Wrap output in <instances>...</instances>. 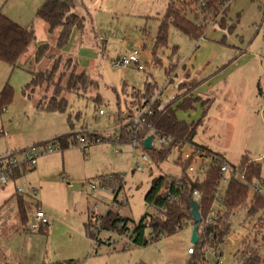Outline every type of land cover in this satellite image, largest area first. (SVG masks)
I'll list each match as a JSON object with an SVG mask.
<instances>
[{
	"label": "rangeland",
	"instance_id": "rangeland-1",
	"mask_svg": "<svg viewBox=\"0 0 264 264\" xmlns=\"http://www.w3.org/2000/svg\"><path fill=\"white\" fill-rule=\"evenodd\" d=\"M42 1L0 0V13L20 26L33 27L35 41L27 48L25 58L32 56L41 45H49L50 49L38 65L28 64L29 59H26L25 67L12 69L9 64L0 62V94L6 86L12 89L6 111H0V157L32 147L40 152L42 144H51V140L61 136L72 137L66 149L40 156L36 166L28 168L14 183L8 182L14 189L20 187L26 191L23 195L26 228L36 207L41 208L49 221L31 237V264L66 261L188 264L187 250L192 248L190 225L158 242L145 247L132 244L126 250L123 239L114 237L113 246L103 242L109 232L100 230L101 221L109 210L137 223L148 212L144 197L153 181L163 175H182L179 151L173 149L167 160L156 167L150 161L138 162L142 153L129 144L109 140L91 144L83 151L73 146V135L86 131L108 138L115 125L123 121L121 113L134 102L132 91L142 94L148 85L163 105L183 98L182 91L175 99L174 96L184 73L196 87L192 89L194 95L203 98L205 88L210 87L203 78L212 72L216 73L214 80L224 79L206 93L211 104L203 107L198 103L194 109H178L176 116L181 122H200L195 145L219 154L232 168H237L241 158L246 156L261 164L260 176L264 179V160H261L264 159V99L258 92L264 93V0L231 1L226 11L221 10L219 21L210 25L198 41L170 27L166 45H156V36L169 0H69L72 12L84 22L82 31L72 28L62 49L55 47V39L36 18ZM176 5L177 12L194 24L197 20H213L220 14L214 15L213 11L203 10L189 0L176 2ZM136 48L141 51L139 62L145 67L144 71L113 67L116 59ZM232 67L235 70L229 74ZM53 68H57L55 82L64 76L61 79L64 84L67 75L84 71L97 81L98 87L83 97L64 95L66 107L62 113L37 111L36 101L52 95V88L35 90L31 100L24 95V88L31 79L30 72L48 73ZM170 68L177 74L171 84L165 74ZM98 111L104 115H98ZM193 148L183 147L181 157L191 153ZM22 159L23 155L16 156L17 161ZM136 163L140 171H134ZM110 175H123L125 181L115 201L113 192L117 184L105 190H90V183L96 186L98 178ZM189 176L202 178L198 173ZM61 179H65L66 184ZM225 190L223 186L222 193ZM240 220V215L232 218V231L220 246L218 264H238L235 254L247 234L246 227L239 225ZM86 224L90 225L92 236L86 234ZM95 227L100 231L96 232ZM211 252L206 253L205 258L215 263Z\"/></svg>",
	"mask_w": 264,
	"mask_h": 264
},
{
	"label": "trees",
	"instance_id": "trees-1",
	"mask_svg": "<svg viewBox=\"0 0 264 264\" xmlns=\"http://www.w3.org/2000/svg\"><path fill=\"white\" fill-rule=\"evenodd\" d=\"M192 4H198L203 10H211L214 15L220 13L222 7L229 0H189ZM176 2L183 3V0H169L165 14L161 20L157 32L156 45H166L168 38V30L170 27L182 33L193 41H198L204 37L205 27L198 28L178 11ZM219 8V10H218ZM226 11V10H224ZM212 14V13H210ZM36 18L42 21L50 36H55V47L62 49L66 43L72 28L79 31L83 29L84 19L72 12V5L69 0H45L36 10ZM212 15V16H214ZM196 19V18H195ZM55 33V35H54ZM35 41V33L33 27L20 26L8 17L0 13V62L9 64L12 69L18 68L20 61L27 55L30 45ZM49 45H41L35 51L32 59L33 64L38 65L49 52ZM76 68V65H75ZM57 68H53L48 73L30 72L31 79L24 88V95L28 99H33L35 90H46L52 88V95L41 98L36 101L35 109L46 113H62L65 111L66 100L64 95H77L83 97L89 92L96 90L97 81L91 79L84 71L75 74L72 72L65 78V83L61 84L54 81V75ZM173 70L170 68L165 71L169 78ZM43 91V92H44ZM12 89L6 86L0 94V111L5 108L6 103L12 97ZM139 95V100L137 96ZM132 97L135 98L134 106L122 115V122L116 124V133L119 136L120 143L129 144L131 140L138 141V150L147 154L151 158V162L159 167L165 162L173 149L179 151V166H182L180 177H172L163 175L156 178L149 191L144 197L148 212L137 223L121 217L118 213L109 210L105 218L101 221V229L110 233L116 232L123 235L126 231H130L131 242L138 247H145L160 241L163 238L170 237L180 232L184 227L190 225L192 228V220L190 218V202L192 201V193L196 191L200 199L198 200L200 220L202 223L198 225L199 242L196 246H192L193 253L189 256L188 264H218L217 258L220 259V246L229 237L232 231V218L240 215V226L246 227L247 234L241 242L239 249L235 254V260L238 264H260L264 261V198L250 194V186L255 185L261 180L260 168L261 164L250 160L243 156L237 168H232L234 172L243 176V180L239 181L233 177L226 187L223 195V201L220 207L224 210L216 217L213 225H204V219L209 214L214 203V188L220 179V167L225 164L224 159L214 153H211L203 146H197L194 143L196 129L199 123H185L178 120L176 112L178 109H194L195 104L200 103L201 106H207V101L201 102L199 98L186 97L181 102L170 101L166 105H161L159 98L156 97L151 86H146L144 93L132 91ZM188 98V99H187ZM150 106L151 115L145 118V122L140 127H134L129 124L131 119L137 113ZM152 132L149 134V128ZM76 135V134H75ZM75 135H73L74 143ZM98 137L95 132L89 138ZM152 139L163 137L170 139V143L165 147L153 145L151 150L144 148L143 142L148 137ZM71 136H61L56 138L64 150L69 146V138ZM72 139V137H71ZM114 141L112 136L104 141ZM115 142V141H114ZM72 143V144H73ZM193 146L205 153L207 157H211L210 168L203 175L201 180L191 178L187 172L190 162H181V149L184 146ZM85 151V149H83ZM28 168L23 166L22 169H15L11 176V181L20 178ZM118 186L113 192V196L117 197L120 189ZM114 198V201L116 200ZM175 198L176 201H170ZM18 212L21 224L27 221L26 209L23 201L17 195ZM156 213H159L156 216ZM219 214V213H218ZM104 225V227H103ZM86 234L92 236L91 227L86 224ZM121 229L119 230V228ZM28 229V227H27ZM44 229V228H43ZM96 229V227L94 228ZM100 230L96 229V232ZM89 232V233H88ZM213 251L215 257H212L215 263L209 262L205 257L206 253ZM48 264H78L74 261L54 262Z\"/></svg>",
	"mask_w": 264,
	"mask_h": 264
},
{
	"label": "built area",
	"instance_id": "built-area-1",
	"mask_svg": "<svg viewBox=\"0 0 264 264\" xmlns=\"http://www.w3.org/2000/svg\"><path fill=\"white\" fill-rule=\"evenodd\" d=\"M231 1L233 0H229L228 2L225 3V5L222 7V11L228 8ZM221 16H222V13L220 10V14H218V16L213 20H204L202 17L203 21L199 22L197 20L196 26L198 28L205 27L204 29L206 30L208 29L210 25L211 26L215 25L219 21ZM205 24H207L208 26L207 25L205 26ZM140 54H141V51L139 49L137 48L133 49L126 56L116 59L113 62V67L120 68V69H127L129 67H132V68H135L137 71H144L145 67H143L139 62ZM262 99H264V96H262ZM3 111H6V109L4 108ZM103 114L104 113L102 111H98V115L102 116ZM151 114L152 113H151L150 106H147L144 108V110L140 111V113H137L134 116V118L131 119L129 124H131L133 128L140 127L144 124L145 118L149 117ZM116 130L117 129L115 128L110 136L113 137L115 142L120 143L119 136L117 135ZM151 132H152V128L150 127L149 134ZM94 133L95 132L88 134L86 131H81L77 133L75 135V141L73 143V146L74 147L79 146L83 150V149H86L87 146H90L91 144H96V142L100 143V141L104 139L103 137H101L100 134H98V137L96 138H94L93 136L92 138H89V136ZM169 140L170 139H166L163 137H157L155 139H152L151 146L153 147V145L156 144L158 147H165L170 143ZM129 145H131L133 150H138V141L136 139L131 140ZM40 146H41L40 152H37V150H35L36 147H32L31 149L21 151L20 153L19 152L18 153L17 152L6 153L3 157H0V185L4 186L8 184V182L11 180V176L13 175V171L15 169L17 168L22 169L23 166L34 167L37 163V159L40 156L52 155V154H55L61 151V145L57 139L51 140V144L45 143ZM18 154L23 155V159L21 162L16 160V156ZM132 156H133V153H132ZM180 157H181V153H180ZM150 159L151 158L147 157L146 154L142 153V156L138 159V162H140L141 164H146L148 163V161L151 162ZM181 159H182L181 160L182 163L190 162V165L187 169V172L189 174L198 173L199 175H202V177L204 174H206V172L210 168V164L212 161L211 157H207L204 152L196 149L195 147L193 148L191 153H189L188 155L187 154L183 155ZM261 160H264V159H261ZM132 163H134V161H132ZM135 165H136V168L134 169V171H140L141 170L140 165L138 163H136ZM233 177H236V179H238L239 181L243 180V176L237 175L232 169V167H230L227 164H223L220 167V179L214 188V190H216L214 191L215 192L214 193V203L210 209L209 214L205 217L204 222H203L205 226L213 225L216 220V217L220 215L222 212H224V210L220 207V205L222 204L223 195H224V193H222V187L223 186L227 187ZM62 182L66 184L65 179H62ZM96 182H97L96 186L90 183L91 191H96L97 189L105 190L107 187L114 185V184H117V186L123 187L125 181H124L123 175L121 176L120 175H110L106 177H100L96 180ZM250 189L255 195H259L262 198H264V182H262L261 180L257 182L255 185L250 186ZM25 192L26 191L24 189H21L20 187L15 189V193L19 195V197L23 196ZM32 194L33 195L35 194V190L32 191ZM115 197L116 196H113V200ZM199 199H200L199 194L196 191H194L192 193V200L198 202ZM170 201L173 202V201H176V199L170 198ZM158 214L159 213H156V216ZM46 216L47 215H45V213L41 210V208L36 207V210L33 213L32 220L29 223L28 231L30 233H36L37 231H40L41 229L46 227L49 224V221ZM201 223H202V220H201ZM120 229L121 227L119 228V230ZM114 237L124 240L125 244L123 245V248L125 250L128 249L130 245H132L130 231H126L121 236L120 234L116 232H110L108 234V237L105 238L103 242H105L108 245L113 246L115 242ZM94 240H96V237L94 238ZM192 253H193L192 248L187 250L188 255H191ZM210 256L215 257V253L211 252ZM217 261L220 262L218 258H217Z\"/></svg>",
	"mask_w": 264,
	"mask_h": 264
},
{
	"label": "crops",
	"instance_id": "crops-1",
	"mask_svg": "<svg viewBox=\"0 0 264 264\" xmlns=\"http://www.w3.org/2000/svg\"><path fill=\"white\" fill-rule=\"evenodd\" d=\"M42 2H40V3H42ZM52 39H55V36H52ZM34 53H35V50H34ZM34 53H33V55H34ZM33 55L29 56L25 59H22L20 61V65H22V66L24 65V67H25V65L27 63L29 64L31 62L30 60L32 59ZM26 59H29L27 63H25ZM76 65H77V63H76ZM77 67H78V65H77ZM175 69H172L173 72H172L171 76L169 78L167 77L168 82L170 84L173 80L172 77L177 76V74L175 73ZM232 70H235V69L232 67L231 71H229V74L232 72ZM221 73H223L222 70H221ZM215 74L216 73L210 72L209 74H207L206 77L203 78L204 81L208 82V84L210 83V85H209L210 87L205 88L206 91L202 93L203 94V98H202L199 95H196V96L194 95L193 90L196 87L194 88V84H191L192 81L189 80V76H187V74L184 73V79L178 85L177 90L175 92L176 94L174 96V99L177 96V94L179 95L180 91H182L184 95H183V98L181 97V98L175 100V103L181 102V99H184L186 97H189V98L191 97V98H199V99H201V102L207 101V103H208L207 106H209L211 104V101L207 97L206 93L211 91L214 87H217L218 85H220V83L224 79V78H221L220 80H218V79L214 80L217 78V77H214ZM91 79H93V78H91ZM258 92H259L260 97L262 98V96H264V93H262V91H260V90ZM133 106H134V102L132 104H130L129 108H127V109L131 110ZM127 109L124 113H121V115H125L126 112H128ZM113 122H114V120H113ZM114 125H115V123H114ZM115 128H116V125H115ZM209 151H211V150H209ZM211 153H212V151H211ZM61 181H62V179H61ZM261 181L264 182V179H261ZM12 182L14 183L15 181H12ZM19 198H21L23 201V196H20ZM18 200L19 199H17V194L15 193V189L11 184L9 185V183H8L7 185H4V186L0 185V264H31V261H32V260H30V251H31L30 245L32 242L31 237H33L37 233H30L28 231V229L25 227V224L24 225L21 224V221L19 218V212H18V205H17ZM23 205H24V203H23ZM24 207H25V205H24ZM25 209H26V207H25ZM24 228H25V230H24ZM41 264H48V263L43 262Z\"/></svg>",
	"mask_w": 264,
	"mask_h": 264
},
{
	"label": "water",
	"instance_id": "water-1",
	"mask_svg": "<svg viewBox=\"0 0 264 264\" xmlns=\"http://www.w3.org/2000/svg\"><path fill=\"white\" fill-rule=\"evenodd\" d=\"M151 142H152V136H148L144 142V148L146 150H151L152 146H151ZM199 204L197 201H191L190 202V218H191V222H192V228H191V232H190V243L192 246H196L199 242V235H198V225L201 223L200 220V214H199Z\"/></svg>",
	"mask_w": 264,
	"mask_h": 264
},
{
	"label": "bare ground",
	"instance_id": "bare-ground-1",
	"mask_svg": "<svg viewBox=\"0 0 264 264\" xmlns=\"http://www.w3.org/2000/svg\"><path fill=\"white\" fill-rule=\"evenodd\" d=\"M61 151H62V149H61Z\"/></svg>",
	"mask_w": 264,
	"mask_h": 264
}]
</instances>
